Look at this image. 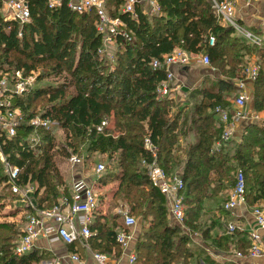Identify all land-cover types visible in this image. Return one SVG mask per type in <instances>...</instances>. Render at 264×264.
<instances>
[{
	"label": "trees",
	"instance_id": "trees-1",
	"mask_svg": "<svg viewBox=\"0 0 264 264\" xmlns=\"http://www.w3.org/2000/svg\"><path fill=\"white\" fill-rule=\"evenodd\" d=\"M3 1L0 0V74L41 71L34 86L14 98L13 108L20 109L23 116L17 135L8 139L0 133L1 152L21 170L19 185L38 186L40 209L58 204L65 179L56 161V139L43 128L30 125L37 117L49 119L64 134L61 152L81 155L85 164H94L100 156L121 169L115 198L130 205V214H137L145 223L135 248V264H217L192 235L199 234L204 243L215 244L218 251L230 249L226 235L211 239L213 221L204 228L200 225L207 213L216 211L217 216H226L222 204L238 172L246 177L248 204L264 200V130L259 123H247L239 141L232 138L215 151L222 129L216 123L214 110L231 105L237 90L234 80L244 79L245 56L255 55L260 65L259 78L253 83L255 111H264V49L236 37L231 27L220 26L212 0H160L163 14L149 17L140 13L138 22L121 13L124 0H111L116 6L112 15L122 18L132 36L131 41L119 42L112 64L98 54L103 40L97 33L95 11L79 14L66 6L51 10L46 0H26L31 21L20 26L4 22ZM210 34L216 37L214 47L208 44ZM176 48L196 55L208 54L211 66L223 76L213 81L206 79L193 89L188 94L190 105L184 108L174 100L157 99V87L167 74L151 65L154 59H163ZM106 118L111 127L98 133L97 127ZM188 133H194L196 139L182 157L177 155L178 143ZM33 138L34 143L30 141ZM147 138L157 149L158 165L168 175H178L184 181V227L169 218L167 199L141 166L144 159L153 160L145 147ZM6 184L0 161V210L8 197L15 198ZM118 218L96 217L92 250L122 258L123 249L116 241L123 229L117 225ZM17 235L14 224L0 223V264L45 261L37 249L21 258L14 255Z\"/></svg>",
	"mask_w": 264,
	"mask_h": 264
},
{
	"label": "built area",
	"instance_id": "built-area-1",
	"mask_svg": "<svg viewBox=\"0 0 264 264\" xmlns=\"http://www.w3.org/2000/svg\"><path fill=\"white\" fill-rule=\"evenodd\" d=\"M49 9L57 10L67 7L69 10L79 14H87L91 11L97 13V33L102 37L103 46L98 54L115 62V49L121 40L131 41V33L127 30V25L121 17H114L109 8L108 0H46ZM263 20L261 32L264 34V0ZM213 9L223 27H231L235 33L244 38L252 47L262 48L263 39L239 25L237 22L236 6L231 0H212ZM122 14L129 15L136 22L139 21L140 13L149 17H160L163 10L160 0H124L122 5ZM2 17L6 23H14L23 26L30 23L31 12L26 0H4L2 6ZM22 37V34H19ZM210 47L216 45V37L210 34L208 38ZM201 63L205 66H211V59L208 54L199 55ZM192 59L191 53L176 48L172 53L163 57V59H154L152 66L156 70H165L166 78L157 87V99H171L172 94L178 88L175 84V74L173 67H185L190 65ZM248 60L250 58H247ZM247 60L244 69V79H235L234 84L239 89L237 95L231 100V107L222 108L218 106L214 112L218 117L223 129L221 143L230 141L235 133V127L238 124L250 122L251 112L248 110L250 100L248 85L255 83L260 75V65L256 58ZM40 70H32L25 74L22 70L11 71L0 74V133H4L8 139L17 135V130L23 122V116L20 109L13 108L15 97H21L37 82L40 76ZM252 122L260 120L258 115L253 116ZM262 121V120H260ZM30 125L35 128H43L54 135V130L59 125L49 119L37 117L30 121ZM111 127V121L106 118L97 127L98 133ZM1 136V134H0ZM36 142V138L30 140ZM145 147L152 153L153 160L144 159L142 166L146 169L152 184L167 199L169 204V215L175 224L184 227L186 220V207L184 205V181L178 176L168 175L157 162V149L152 145L150 138L145 140ZM221 144L219 149L221 148ZM0 159L4 165L7 176V187L13 193L19 203L27 209L25 224L14 243L13 253L17 257H24L38 248V243L44 242L49 246V250H55V246L76 247L81 243L84 249L92 252L91 239L95 236L92 227L96 223V216L101 210L102 201L94 190V183L86 174L85 157L73 154L69 157V164L77 169L72 178V185L69 193L65 190L59 196L58 204L52 208L40 209L37 206L36 194L38 186L28 185L21 187L19 178L21 170L19 167L11 165L0 149ZM98 181L107 171L106 165L98 163L94 168ZM245 208L255 221L252 229H247L234 222L227 224L226 236H234L237 233H247L250 246L247 251L238 249L235 245H230L227 251L229 255L237 259L258 260L264 258V200L260 203L250 206L247 200L246 177L244 173L238 172L235 175V185L229 191L227 200L222 204L223 211L235 213L236 210ZM120 214L123 219L124 227L116 237L117 243L122 247L125 254L129 250L134 239L133 230L138 226V220L130 214L129 210H122ZM193 239L199 238V234L192 235ZM196 241V240H195ZM211 257H217L216 253L208 250ZM226 253V255H228ZM94 264H118V260L107 253L94 251L92 253ZM129 264H135L136 254L131 253L128 257ZM44 264H84V260L78 251H70L67 254L57 255L54 263L46 262Z\"/></svg>",
	"mask_w": 264,
	"mask_h": 264
},
{
	"label": "crops",
	"instance_id": "crops-1",
	"mask_svg": "<svg viewBox=\"0 0 264 264\" xmlns=\"http://www.w3.org/2000/svg\"><path fill=\"white\" fill-rule=\"evenodd\" d=\"M231 1L236 6V13H237L236 19H237V22L239 23V25L241 27H243L244 29L259 35L263 39L262 49H264V34L261 32V24H262V20H263V3H262V1L261 0H231ZM113 2L111 0H108L109 8L111 9V11L114 12L116 10V6L114 5ZM121 7H120V9H121ZM217 22L221 26L218 18H217ZM234 35L236 37H240L244 42L249 44L244 38L239 36L238 33H235ZM202 54H205V53H201L198 55L191 53L192 59H191L190 65L185 66V67H178L177 66L178 68L175 66L172 68V71L175 74V84L178 88L176 89V91L173 92L171 100H174L176 103H178L180 105V108H184V107H187L188 105H190V103L188 102V94L193 89H196L202 85V82L204 80V78H202V74L206 73L208 75V77H211L212 80L213 79H221L223 77L221 75L220 71L216 67L205 66L201 63V58L199 57V55H202ZM252 56H255V55H249V56L246 55L245 59L250 58V60H251ZM255 58L258 61V58L256 56L254 57V59ZM251 85H253V84L250 83L248 85V88ZM229 107H231V105ZM250 114H252V115H250L251 123H252V120L254 118L253 117L254 114L258 115L260 120L264 121V119H262L263 117L261 114L255 113V112L254 113L251 112ZM215 120H216L217 125L221 126L220 121L216 115H215ZM260 120H257L256 123H260L261 122ZM247 123H250V122H245V123H241V124L236 125L235 133L233 136V139L235 138V141H239V139L243 135V129L247 126ZM221 129H222V126H221ZM222 133H223V129H222ZM195 139L196 138H195L194 133H188L185 137L183 136L178 143V148H180L179 149L180 152H177V155L183 157L185 155L184 152L188 148V145L191 142H193ZM231 141H232V139H231ZM220 144L223 147L224 144L221 143V139L216 141V143L214 145L215 151H220L222 149V147L219 149ZM108 186H105V187H108ZM229 191H228V193H229ZM13 200H14V204H19V205L21 204L18 202V200L16 198H14ZM167 205H168V211H169V204L167 203ZM20 207L22 209L23 205L21 204ZM101 209H103V207ZM20 211H21L20 213H23L26 216V214H27L26 208H25V210H20ZM15 213L16 212L13 211V213H11L8 216L9 219L13 220V218L17 217L20 214V213H18L17 216H14ZM100 215L107 216L105 212H102ZM225 215L226 216L214 218L215 220H218L221 225L219 227L215 226L212 229L211 234H212L213 238H217V237L219 238L221 236H225V233L227 230V224L231 223V222H234L238 225H241L242 227H245L248 230L252 229L255 226V221H254L253 217L251 216V213L245 208L236 210L235 213H232V214L226 213ZM97 216H98V214H97ZM169 218H170V215H169ZM137 230H138V226L133 230L134 239L131 242L129 250H127L125 254L123 253V256L121 259H117L118 264H129L128 263L129 262L128 261L129 255L131 253H135L136 242H137L135 239V232ZM226 237L230 238V240L228 242L229 247H230V245H235L238 249H240L242 251H247V249L250 246L249 236L247 233H237L234 236H226ZM199 244L201 245L200 242H199ZM204 246H205V249L207 251L206 252L207 255L210 257L211 260L215 261L217 264H233V263L234 264H264V258L258 259V260L237 259L235 256L229 255L227 253V251H224V252L218 251L217 257H211L209 255V251H208L210 248L206 245H204ZM54 249L55 250H49V246L46 245L44 242L38 243L37 250H40L41 252H43L44 250H48L49 252H53V255H55V259L57 258V255L67 254V252H70V251H78L84 260V264H94V261L92 259V253L95 250H92V252H89L83 248L81 243H78L76 245V247H74V248L73 247L67 248V247H64L62 245H59L58 247L55 246ZM226 253L228 255H226ZM44 263H46V262L42 261L41 264H44ZM202 264H205V263L202 261Z\"/></svg>",
	"mask_w": 264,
	"mask_h": 264
},
{
	"label": "rangeland",
	"instance_id": "rangeland-1",
	"mask_svg": "<svg viewBox=\"0 0 264 264\" xmlns=\"http://www.w3.org/2000/svg\"><path fill=\"white\" fill-rule=\"evenodd\" d=\"M120 10H122V8ZM254 57L255 56H252L251 60H254ZM247 60L248 59H245L244 63L245 62L247 63ZM202 78H204L203 82L206 79H208L210 81L215 80V79L212 80L211 77H208V75L206 73L202 74ZM249 88H250L249 89V91H250L249 92L250 100H249V103H248V110L250 112H252V113H254V112L257 113L255 111L254 86L251 85V86H249ZM238 92H239V89L237 88V90H236V92H235V94L233 95L232 98H234L237 95ZM259 114H261L262 117H263L262 119H264V111L260 112ZM54 137L56 139V144H57V146L54 149L55 154H56L57 165H58V167L60 169V172H61L62 176L65 179L64 180L65 181V184H64L65 186L60 188V194L62 193L63 190H66V188H67V192L69 193L71 185H72V177H73V175H74V173L76 172L77 169H74L73 167L70 166V164L68 162L70 156L66 155L63 152H61V150H63V149H61L62 146L60 144L64 141V139H63L64 138V134L60 130L59 127L54 130ZM58 147L60 148V150H58ZM99 160L106 165L107 171L104 173V176L98 181L97 176H94V174H95L94 168H95L96 164H98L100 162ZM0 161H1V159H0ZM94 161H95L94 164L93 163L90 164L91 162H89L88 164H85V170H86V174L89 177V179L92 180V182L94 183V186H93L94 190H96L97 194L99 195V197H100V199L102 201L101 208L103 207V209H101L99 211L98 215H100L102 212H105L107 217H109L110 219L112 217H114V216H119L117 225L121 226V228H123V226L121 225L123 223V219H122V216L120 214V211H122L124 209L125 210H131L130 209L131 206L126 204L122 199L119 200V198H115V194H116L117 190L119 189L120 182H119L118 179L121 176V169L116 168V166L114 167V165H110V163L107 160H105L103 157H100V156H97ZM97 161H99V162H97ZM141 166H142V164H141ZM142 168L145 170V168L143 166H142ZM110 174H111V176H109ZM105 179L107 180V184L106 185H104V180ZM105 186H108V187H105ZM226 196L228 197V193L226 194ZM5 201L6 202L4 203L3 207L0 210V223L14 224L17 227V230H18V235H17V238H18L20 233H21V231H22V229H23V226L25 224V214L20 213L21 212L20 210H25V207H22V209H21V207H20L21 204L20 205L19 204H14V200H13V198H11V196L8 197ZM224 201H225V199H224ZM13 211H15L17 213V214L15 213L14 216H17L18 213H20V214L17 217L13 218V220H11V219H9L8 216L11 213H13ZM135 217L138 220V230H137L138 232L137 231H136L137 233L135 232V239H136V241H138V239L140 237V234H141L142 230L144 229V225L143 224H145V223H144L143 219L141 217H139L137 214L135 215ZM215 217H220L219 215L217 216L216 211L207 213L206 216H204L203 219L201 220L200 227L204 228V227H206L205 225H207V226L211 225V221H213L215 226L219 227L221 224H220L219 221L214 219ZM111 221L112 220H110L109 223L112 226ZM210 235H211V239L212 240L218 238V237L217 238H213L211 233H210ZM17 238H16V240H17ZM195 240H196L195 243L197 245H200L199 244V242H200L201 243L200 246L205 248L204 245H206V246H208L210 248V251L212 253H216V254L218 253V248H216L215 244H212V243H207L206 244V243H204V241L202 240L200 235H199V238H197ZM15 241H14V243H15ZM136 244H137V242H136ZM42 254L44 255L45 262H51V263L55 262V255H53V252H49L48 250H44L42 252ZM209 255H210V253H209ZM201 264H202V262H201Z\"/></svg>",
	"mask_w": 264,
	"mask_h": 264
},
{
	"label": "water",
	"instance_id": "water-1",
	"mask_svg": "<svg viewBox=\"0 0 264 264\" xmlns=\"http://www.w3.org/2000/svg\"><path fill=\"white\" fill-rule=\"evenodd\" d=\"M261 128L264 130V121H261L260 123Z\"/></svg>",
	"mask_w": 264,
	"mask_h": 264
}]
</instances>
